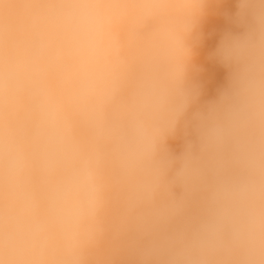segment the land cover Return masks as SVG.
<instances>
[{"label": "clouds", "instance_id": "9594fccd", "mask_svg": "<svg viewBox=\"0 0 264 264\" xmlns=\"http://www.w3.org/2000/svg\"><path fill=\"white\" fill-rule=\"evenodd\" d=\"M0 264H264V0H0Z\"/></svg>", "mask_w": 264, "mask_h": 264}, {"label": "bare ground", "instance_id": "6f19581e", "mask_svg": "<svg viewBox=\"0 0 264 264\" xmlns=\"http://www.w3.org/2000/svg\"><path fill=\"white\" fill-rule=\"evenodd\" d=\"M224 27V22L222 19L215 18L211 20L206 28L208 32H218ZM216 37L213 35L206 41L205 52L210 50L215 45ZM206 68L209 70V82L207 84L208 95H212L214 90L223 80V70L215 68L211 64H206Z\"/></svg>", "mask_w": 264, "mask_h": 264}]
</instances>
